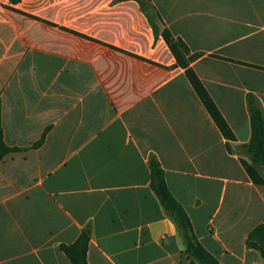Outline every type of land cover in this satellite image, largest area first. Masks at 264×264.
Listing matches in <instances>:
<instances>
[{
  "label": "crops",
  "instance_id": "obj_1",
  "mask_svg": "<svg viewBox=\"0 0 264 264\" xmlns=\"http://www.w3.org/2000/svg\"><path fill=\"white\" fill-rule=\"evenodd\" d=\"M0 0V264H198L151 162L221 264H263L264 170L237 150L264 112V0ZM180 41L186 46V50ZM229 146L233 151H229ZM264 231V230H262Z\"/></svg>",
  "mask_w": 264,
  "mask_h": 264
},
{
  "label": "trees",
  "instance_id": "obj_2",
  "mask_svg": "<svg viewBox=\"0 0 264 264\" xmlns=\"http://www.w3.org/2000/svg\"><path fill=\"white\" fill-rule=\"evenodd\" d=\"M135 1L139 3L142 10L147 15L154 29L155 35L158 36L160 28L156 20L155 11L152 4L149 3L148 0ZM180 43L186 50V46L183 41H180ZM247 103L251 121V138L248 144L237 146V150L240 153H243L254 166L261 170H264V112L258 100L254 99L252 96L248 98ZM46 133L47 132H45L42 135L41 139L35 142L31 147L20 148L17 146H9L4 139L0 113V162L9 153L20 152L30 148H37L41 146L46 138ZM228 148L229 151H233L231 146H229ZM151 186L157 194L163 207L181 227L186 242V251L188 255L193 259V261H196L198 264H221L218 258L214 254L206 250L197 240L195 234L193 233L191 221L187 212L169 190V187L165 180L164 171L160 163L156 160H153L151 162ZM262 230H264V225H261L253 230L247 236L246 244L248 247L259 250L264 257V231ZM89 241V231L84 230L74 243L61 246V249L67 255L71 264H89L87 261Z\"/></svg>",
  "mask_w": 264,
  "mask_h": 264
}]
</instances>
